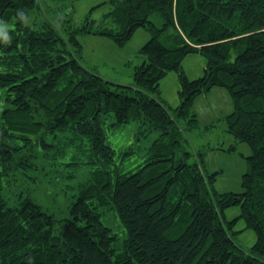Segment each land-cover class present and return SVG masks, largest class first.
Masks as SVG:
<instances>
[{
    "label": "trees",
    "instance_id": "obj_1",
    "mask_svg": "<svg viewBox=\"0 0 264 264\" xmlns=\"http://www.w3.org/2000/svg\"><path fill=\"white\" fill-rule=\"evenodd\" d=\"M111 3L117 29L98 30L89 20L79 32L123 45L138 29L149 30L135 86L87 68L77 32L65 37L48 22L37 29L26 25L37 0H0V25L15 19L13 28L0 32V89L10 106L0 115V264H264V0ZM155 14L162 17L160 27L151 20ZM189 54L205 58L203 77L186 76L182 62ZM170 72L178 73L181 85L175 114L158 97ZM215 87L227 89L234 102L229 133L252 149L241 193L218 192L219 173L208 174L200 158L190 163L192 154L182 149L179 121L197 122L195 99ZM108 116L111 127L138 122L142 133L161 131L135 171L115 162ZM45 130L72 131L86 140L89 164L96 165L64 220L30 195L12 207L3 194L6 178L33 165L30 151ZM107 207L127 230L122 250L102 221L100 209ZM233 207L241 215L229 221L225 213ZM241 219L257 234L250 253L233 239Z\"/></svg>",
    "mask_w": 264,
    "mask_h": 264
},
{
    "label": "rangeland",
    "instance_id": "obj_2",
    "mask_svg": "<svg viewBox=\"0 0 264 264\" xmlns=\"http://www.w3.org/2000/svg\"><path fill=\"white\" fill-rule=\"evenodd\" d=\"M114 10L111 0H37L34 10L24 19V23L37 29L44 22L51 23L63 36L77 32L82 46L81 61L94 73L125 86H135L134 71L143 57L142 47L150 40L149 30L140 28L125 44H117L106 35L81 33L87 21L95 22L94 28L117 29V23L110 13ZM151 20L157 25L163 24L162 17L155 14ZM15 19L0 25V32L13 28ZM182 69L190 80L204 76L206 60L199 54H189L182 62ZM179 75L170 72L160 82V97L175 114L181 105ZM4 89H0V115L10 107L5 99ZM234 111V102L227 89L215 87L199 95L193 104L191 118L181 119L183 133L182 149L192 155L190 163L202 159L204 170L208 174L219 173L215 184L220 193L243 192L242 179L249 171L247 158L252 155L251 147L239 141L228 131L226 118ZM114 119L106 117L107 143L116 150V164L125 171H135L148 157L153 142L160 138V130L142 133L141 124L132 122L119 127H111ZM72 131L39 134L36 144L30 152L35 156L32 166H25L4 182V198L9 206L19 205L21 198L30 195L48 213L58 219L70 218V207L80 189L90 183L96 165H91L92 152L86 140H76ZM74 140V143L72 141ZM23 145V141H17ZM44 143L46 145H44ZM78 144H81L78 146ZM30 152L28 154H30ZM198 155H201L199 157ZM78 164H71V163ZM103 223L117 236L114 247L123 249L128 233L115 209H100ZM241 215L240 207L226 211L225 217L231 221ZM233 239L245 252L250 253L257 242L254 230L246 229L241 219L236 224Z\"/></svg>",
    "mask_w": 264,
    "mask_h": 264
}]
</instances>
